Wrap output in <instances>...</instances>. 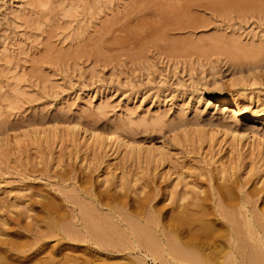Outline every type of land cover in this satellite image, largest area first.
<instances>
[{"label": "rangeland", "instance_id": "1", "mask_svg": "<svg viewBox=\"0 0 264 264\" xmlns=\"http://www.w3.org/2000/svg\"><path fill=\"white\" fill-rule=\"evenodd\" d=\"M221 1L0 0V121L68 117L106 127L130 119L142 143L172 150L161 165L142 164L125 161L111 142L95 147L63 127L49 130L48 139L28 131L17 142L9 134L8 152L0 154V215L15 216L26 205L14 206L18 198L36 190L60 196L57 182L80 174L97 186L125 178L130 190L148 181L162 194L180 173L191 179L198 167L213 174L226 166L245 189L264 196V154L220 143L222 137L163 138L176 116H208L213 103L205 99L216 78L226 94L238 87L252 98L250 107H264V70L235 87L228 76L240 66L246 74L243 58L262 60L264 0L232 7Z\"/></svg>", "mask_w": 264, "mask_h": 264}, {"label": "bare ground", "instance_id": "2", "mask_svg": "<svg viewBox=\"0 0 264 264\" xmlns=\"http://www.w3.org/2000/svg\"><path fill=\"white\" fill-rule=\"evenodd\" d=\"M225 1L229 7L246 2ZM261 56L257 58L262 60L243 58L246 74L241 66L231 69L229 85L238 86L240 78L264 70ZM222 81L221 77L214 80V91L205 99L207 105L213 103L206 118L176 116L163 138L180 132L188 138L195 134L198 141L222 137L220 143L264 154V107H250L252 98L238 87L233 95L226 94ZM93 122L68 117L38 123L3 119L0 154L8 152L4 146L9 134L17 142L28 131L29 136L38 132L41 139H48L49 130L58 132L61 127L84 135L95 147L111 142L125 161L161 165L172 151L163 144L142 143L130 119L106 127ZM204 168L198 167L199 173L191 179L187 173L178 174L162 194L148 181L130 190L131 180L121 177L118 181L107 177L97 186L87 174L69 175L63 180L69 183L58 181L61 198L42 190L25 194L26 198L13 202L14 206L26 203L17 212L11 210L15 216L0 215V236H4L0 237V264H264L261 190L245 189V183L226 166H218L213 174ZM108 181L114 186L102 189Z\"/></svg>", "mask_w": 264, "mask_h": 264}]
</instances>
